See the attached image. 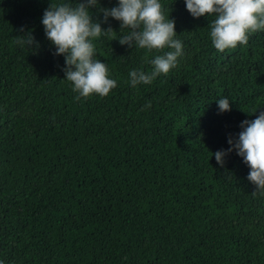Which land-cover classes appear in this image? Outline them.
Segmentation results:
<instances>
[{"label":"trees","instance_id":"trees-1","mask_svg":"<svg viewBox=\"0 0 264 264\" xmlns=\"http://www.w3.org/2000/svg\"><path fill=\"white\" fill-rule=\"evenodd\" d=\"M50 2L77 0H0V261L264 264V195L235 151L224 167L214 155L264 111V31L218 52L213 16L160 0L184 54L132 87L131 70H152L146 50L121 45L129 30L94 8L114 29L94 44L117 87L76 100L41 23ZM21 26L35 51L16 43ZM224 97L231 111L218 113Z\"/></svg>","mask_w":264,"mask_h":264},{"label":"clouds","instance_id":"clouds-1","mask_svg":"<svg viewBox=\"0 0 264 264\" xmlns=\"http://www.w3.org/2000/svg\"><path fill=\"white\" fill-rule=\"evenodd\" d=\"M187 11L194 17L213 16L210 38L218 52L236 49L247 45L249 37L264 31V0H184ZM100 0H77L71 2L49 3L44 10L41 23L47 40L54 47L53 55L64 57L63 71L72 91L78 93L76 100L87 99L92 95L106 97L117 87V80L110 78L109 67L96 59L94 40L112 33L114 29L101 26L93 16L96 8L103 13V22L112 17L120 22V29L128 33L118 39L121 45L145 49V61L152 70L133 69L129 73L132 87L151 84L161 74L167 75L178 67L184 54L182 41L176 38L175 20L165 16L160 0H118L112 8L100 7ZM16 43L35 51L40 47L31 31L25 32L21 26ZM116 39L113 35L111 40ZM35 46V48H33ZM156 52L154 58L149 54ZM218 113L231 111L229 98L217 100ZM150 107V103L147 105ZM253 110L252 113H256ZM251 113V114H252ZM242 129L236 136L229 134L227 149L214 153L217 164L224 167L226 157L235 151L249 167L247 179L257 192L264 195V111H259L255 119L241 122ZM213 154V153H212ZM0 264H3L0 261Z\"/></svg>","mask_w":264,"mask_h":264}]
</instances>
